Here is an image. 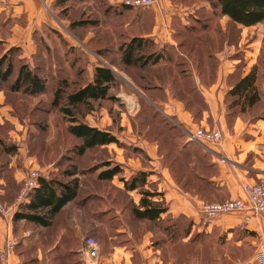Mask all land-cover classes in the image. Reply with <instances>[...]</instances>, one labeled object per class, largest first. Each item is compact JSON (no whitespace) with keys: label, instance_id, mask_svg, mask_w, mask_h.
<instances>
[{"label":"rangeland","instance_id":"rangeland-1","mask_svg":"<svg viewBox=\"0 0 264 264\" xmlns=\"http://www.w3.org/2000/svg\"><path fill=\"white\" fill-rule=\"evenodd\" d=\"M168 1L174 9L171 21L173 39H179L180 32L192 23L200 26L211 25L208 31L210 39L207 42L196 41L195 38L186 39L183 49L177 50L178 47L173 46L170 50H163L165 55L171 54V61L160 63L159 66L164 69L163 71H171L180 87L188 86L186 82L190 83V80L184 78H188V72L195 71L197 66H204L205 69L210 67L213 70L210 65L212 62L205 59L203 63L200 57L207 58L208 53L214 57L218 51L224 52L233 45L236 51L243 50V46L238 45L237 36L245 42L259 38L260 57H264V23L246 33L241 28L238 35L236 30L231 31L229 21L218 15L211 0ZM123 2L124 0H56L47 8L41 0L39 12L45 16L46 21L37 23L39 15H36L31 28L25 31L28 25L26 18L10 17L7 22V16H0V57L9 49H16L11 54L15 74L22 64H26L41 76L47 88L45 93L36 96L12 92L10 87L15 76L1 86L0 200L12 203L10 207L15 209L14 204L17 202L22 183L32 169L40 171L45 177L59 179L62 178L64 171L75 170L80 183L79 196L62 211L58 224L69 226L72 234L78 235V239H82L83 242L91 236L101 244V250L109 247L111 242L124 241L126 244L134 245L141 239L138 237L139 232L144 231L155 234L151 238L154 244L158 242L156 233L163 238L162 243L174 238L176 256L182 263H248L251 258L254 259L256 252L253 245L248 243L250 241H245L239 246L235 240L236 236L230 239L226 234L221 235L218 232L207 234L189 218L176 217L177 221L166 218L165 221L152 223L141 222L130 213V204L136 200L138 193L128 194L122 181L124 176L128 177L124 169V114L137 125V121L145 112L141 108V101L144 98L138 93L140 91L148 95L144 91H150L152 83L140 81L138 76L146 74L143 71L124 69L120 64L119 47L133 36L153 33L157 25L154 7L158 3L142 9L124 7ZM0 4L7 5L8 2ZM14 24L21 29V31L16 29V34H13L14 28H17ZM223 33L227 35L224 41L218 37ZM200 34L206 33L196 32L195 36L198 37ZM194 45H197L194 47L196 51H190ZM175 51L178 52V56H175ZM242 54L243 51L237 55ZM189 56L193 57L192 63L188 61ZM99 65L111 67L117 76V81L110 91V95L115 99L93 102L90 107L81 108L77 116L83 123L113 132L119 138L120 146L113 145L112 149L96 148L88 151L83 157H77L73 153V148L78 141L68 132L70 126L68 118L51 106L53 92L61 81H67L71 89L89 83L93 79L95 67ZM260 89L264 93L263 73L260 78ZM157 97V101L161 103L164 95L157 92ZM259 117L264 118V98L246 117L241 118L247 123H253ZM169 120L186 136L184 132L186 128L176 124L173 119ZM234 120H228L230 128ZM139 128L137 132L134 130V133L136 136H143L140 124ZM165 129L167 127H164V132ZM115 165L120 167L121 173L113 180L98 179L101 172ZM213 197L214 194L210 199ZM20 209L21 207H18L14 212ZM0 215L2 216L1 213ZM26 228L27 226L23 227ZM124 228L128 230L124 231ZM28 230L31 234L27 238L30 240L26 246L27 255L32 261L38 262L39 259L32 255V251L38 245L42 246L38 241L35 242L37 244L32 242L39 239L38 232L32 228ZM187 233H191L192 237L188 243H184ZM22 246L25 245L22 243ZM65 257L68 262H77L79 259L70 253H66ZM81 263L83 264V261Z\"/></svg>","mask_w":264,"mask_h":264},{"label":"crops","instance_id":"crops-1","mask_svg":"<svg viewBox=\"0 0 264 264\" xmlns=\"http://www.w3.org/2000/svg\"><path fill=\"white\" fill-rule=\"evenodd\" d=\"M55 1L42 0L46 7L48 5L51 7ZM5 2H8V4H0V16H7V22L10 17L21 16L26 18L28 25L24 31L31 28L36 15H39L37 23L40 24L46 21L45 16L39 12L41 0H6ZM154 8L157 25L153 33L148 36L159 45L170 44L177 47V42L173 39L171 23L172 15H174L172 12L174 10L173 7L168 0H159ZM226 19L228 20V18ZM14 26L17 28H14L13 34L17 33L16 29L21 31L18 25L14 24ZM254 27L256 26L247 28L238 25V35L241 28L246 33ZM237 42L240 45L239 47L243 46V50L239 49V51H236L233 45L224 52H217L215 55L217 57L215 72L207 73L206 71H201L198 73L192 71L195 87L205 104L204 109L200 111L197 117L193 112L198 109H188L186 103L174 98L168 85L164 87L166 97L161 103V108L157 107L143 92L140 93L139 91L138 93L148 104L157 108L168 119H173L176 124L183 126L188 131H193L199 127L222 131L224 139L221 147L216 150L226 158V162H221L220 159L201 148V153L203 154H199L196 148L198 146L190 142L188 136L184 134L182 138L136 136L134 130L137 132L140 129L138 121L137 125H134L131 121L132 119H127V115L124 114V169L128 173V177L124 176V178L128 180L138 172L146 173L147 185L145 189L157 192L159 195L154 197L153 200L163 201L167 207L166 213L161 216L162 220L176 217L189 218L202 232L204 231L207 234L218 232L221 235L226 234L230 239L236 236L237 239L235 240L239 246L243 245L245 241H250L248 243L253 245L255 252L264 237V216L254 212L243 211L222 215L212 221L207 227H202L201 221V208L206 203L234 199H240L248 203L247 197L243 192V186L256 183L261 177L264 168V119L247 123L241 117H238L234 120L232 128L228 126L226 96L230 83L234 77H245L251 72L258 63L261 51V40L259 38L245 42L244 39L240 40L237 36ZM242 51L243 54L238 56L237 54ZM128 88L132 89L130 86ZM91 126L102 130L98 126ZM147 130L148 128L145 129V133ZM171 143L177 144L179 155H173L175 151L167 147ZM113 145L115 144L104 148L112 149ZM133 148H136V150ZM177 157L194 163L198 170L197 172L200 173L203 179L208 180L216 187L218 192L214 193L213 199L193 193L196 192L195 188L189 187L190 184L186 182H180L176 174L180 173L181 167L175 164L174 161ZM197 157H203V159H198ZM129 192L131 195L138 193L136 200H133V203L138 205L141 199L139 189ZM3 203L6 206L12 204ZM13 217L14 215H0V264H53L50 259L51 253H49V250L45 252L41 241L44 236V229L32 228L38 232L37 239L39 237L38 240L34 239L32 242L38 241L42 245H38L32 251V255L39 259L38 262H34L28 258L26 250V246L30 242L26 234L27 232L31 234V231L28 230L31 227L23 229L24 226H27L26 222L19 221L16 223ZM248 217L251 221L245 224V220ZM25 230L28 231L25 232ZM127 230L124 228V231ZM154 235V233L139 232L138 237L141 239L135 242L134 245L131 243L126 244L124 241L111 242L109 247L100 251V257L96 261L88 260L81 253L83 264H186L178 261L174 245L170 239L165 241L166 243H162L164 242L163 238L160 237L159 233H156L158 237L156 239H159L160 243L154 244L151 240ZM191 237V233L185 236L184 243H188ZM8 242L14 243L15 249L13 252H7L6 245ZM22 243L25 246H22ZM1 254H5L3 259ZM244 264H258L256 256L254 255V259L251 258L248 263Z\"/></svg>","mask_w":264,"mask_h":264},{"label":"trees","instance_id":"trees-1","mask_svg":"<svg viewBox=\"0 0 264 264\" xmlns=\"http://www.w3.org/2000/svg\"><path fill=\"white\" fill-rule=\"evenodd\" d=\"M218 15L228 18V25L232 26L231 31L238 33L237 26L253 27L264 23V0H211ZM124 7H127L124 5ZM129 8V7H127ZM79 25V24H78ZM184 27V26H183ZM211 25H198L195 23L184 28L180 32V38L176 40L177 50L183 49V44L186 39L195 38L196 41L207 42L210 39L209 30ZM196 32H203L195 36ZM178 35V36H179ZM190 37V38H189ZM220 40L227 37L221 34ZM180 41V42H179ZM227 43V42H226ZM194 45L190 51H196ZM175 47V46H174ZM173 45L165 44L159 45L148 35L133 36L131 39L124 42L119 47L121 58L120 64L124 69H139L143 71L145 76H138L140 81L152 83V89L148 92V98L159 108L161 103L157 101V92L165 95V86H169L172 90V96L187 104L188 109L196 108L194 115L197 117L205 107L202 96L198 93L192 70L187 74L189 79L188 86L183 88L179 86L178 80L172 76L171 71H163L160 63L170 62L171 54L165 55L163 50H170ZM16 49L11 48L9 51L0 57V89L2 85L9 82L15 76V80L10 87L12 92H22L29 96H36L46 92V85L41 76L35 73L28 65L22 64L18 72H14V64L11 54ZM178 52L175 51V56ZM215 55V54H214ZM261 55V54H260ZM205 59L212 62L207 69L204 66H197L196 72L206 71L213 73L217 68V61L215 56L211 57L208 53L207 58L200 57L204 63ZM184 60V59H183ZM257 65L245 77H234L230 83V88L226 96L227 104V118L228 120L236 119L238 117H246L249 111L254 110L264 98V93L260 89L261 73L264 77V57L258 59ZM189 62H193V57H188ZM162 69V70H159ZM143 75V74H142ZM168 80V81H165ZM117 81V76L113 69L106 65H99L95 67L92 81L89 83L71 89L67 81H61L58 87L53 92L51 106L58 109L64 117L68 118L70 126L68 127L69 134L78 141V144L73 148V153L77 157H83L88 151L96 148L104 149L105 146L115 144L120 146V140L117 136L106 130H101L89 124L83 123L77 116L80 109L83 107H90L93 102L104 100H114L115 98L110 95V91ZM188 81V80H187ZM163 97V99H164ZM141 108L145 112L138 120L140 127L143 130V137L148 138H182L183 133L179 128L172 123L166 116L162 115L157 108L142 100ZM264 118H256L253 122ZM167 124V126H166ZM164 127H167L164 132ZM148 128L145 133V129ZM161 129V131H160ZM164 132V133H163ZM173 152V155H179L177 144H168ZM199 154L202 150L196 147ZM136 150V148H134ZM203 159V157H197ZM175 164L179 165L180 173L176 177L180 182L190 184L189 187L195 188L196 192L203 197L209 198L212 194L218 192L216 187L208 180L198 173L195 164L189 160H184L177 157ZM121 173L118 165H115L103 172L98 176L99 180L111 181ZM76 171H64L62 178H49L43 176L40 178L38 188L33 192L29 202L21 204V209L17 211L13 217L14 222L25 221L27 227L33 229H44V236L41 240L44 245L45 252L49 250L51 253V262L53 264H82L81 251L84 246L82 239H78V235H73L70 227L59 225L60 215L62 211L70 204L78 199L80 192V183ZM124 182V190L134 191L139 189L141 195L140 203L138 205L130 204L131 215L141 222L159 223L165 221L161 219L162 214L166 213L167 207L163 201L153 200L154 197L159 195L157 192L145 189L147 185V175L144 172L134 174L128 180L122 178ZM202 187V188H201ZM217 190V191H216ZM214 203V202H212ZM176 219L174 218V221ZM177 221V220H176ZM175 223V222H174ZM72 237H70V235ZM189 233L185 234L187 236ZM204 235V234H203ZM206 237V235H204ZM74 240V241H73ZM157 241L159 239H156ZM174 245V238L170 239ZM193 243L192 240L190 241ZM63 243V245H61ZM159 243V241L157 242ZM50 245V246H49ZM47 246H49L47 248ZM51 249V250H50ZM70 253L74 257H78L77 262H68L65 254Z\"/></svg>","mask_w":264,"mask_h":264},{"label":"built area","instance_id":"built-area-1","mask_svg":"<svg viewBox=\"0 0 264 264\" xmlns=\"http://www.w3.org/2000/svg\"><path fill=\"white\" fill-rule=\"evenodd\" d=\"M6 0H0V3L5 2ZM159 0H124V5L134 8H150L157 4ZM185 134L188 136L190 142L195 143L200 146L204 151L209 154L214 155L221 162L225 163L226 158H224L217 148L221 147V144L224 139V135L220 130L207 129L205 127L196 128L194 131L184 130ZM43 175L40 171L32 169L28 172L26 178L22 183L20 193L18 195L17 202L14 204L15 209L18 208L21 204L29 202L33 192L38 188L40 183V178ZM243 192L247 197L248 203L240 199L227 200L223 202H214L206 203L201 208L202 215V226L207 227L212 221L218 217L226 214H232L237 212H254L259 215L264 216V168L262 170V175L258 181L251 185H244ZM13 207L6 206L0 200V213L3 216H13L15 213ZM251 219L248 217L245 220V224H248ZM27 236H30V232H27ZM7 252H13L15 245L13 242H8ZM101 247L100 244L96 241L95 238L89 236L85 239L83 249L81 251L82 255L91 261H96L100 257ZM5 254H1L3 259ZM258 264H264V237L261 239V242L255 253Z\"/></svg>","mask_w":264,"mask_h":264}]
</instances>
